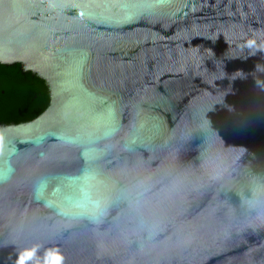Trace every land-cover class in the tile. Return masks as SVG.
I'll use <instances>...</instances> for the list:
<instances>
[{"label": "water", "instance_id": "1", "mask_svg": "<svg viewBox=\"0 0 264 264\" xmlns=\"http://www.w3.org/2000/svg\"><path fill=\"white\" fill-rule=\"evenodd\" d=\"M0 63L51 93L0 124V264H264V0H0Z\"/></svg>", "mask_w": 264, "mask_h": 264}, {"label": "trees", "instance_id": "2", "mask_svg": "<svg viewBox=\"0 0 264 264\" xmlns=\"http://www.w3.org/2000/svg\"><path fill=\"white\" fill-rule=\"evenodd\" d=\"M30 79L23 77L19 70L0 63V119H9L26 108V101L32 100L36 92L45 90L41 86H33L32 75Z\"/></svg>", "mask_w": 264, "mask_h": 264}, {"label": "flooded vegetation", "instance_id": "3", "mask_svg": "<svg viewBox=\"0 0 264 264\" xmlns=\"http://www.w3.org/2000/svg\"><path fill=\"white\" fill-rule=\"evenodd\" d=\"M8 67H11L13 70H19L22 74L23 77L29 78V76L32 75V84L33 86H41L45 92L44 94L42 92H36L35 96L32 100L26 101V108H21L19 114H15L11 116L9 119H0V124L6 123V124H11V123H22V122H28L39 115H41L50 105L51 103V93L49 86L47 85L46 81L40 77L36 73H32L30 71H27L24 67L23 64L21 63H15L13 65H5Z\"/></svg>", "mask_w": 264, "mask_h": 264}, {"label": "clouds", "instance_id": "4", "mask_svg": "<svg viewBox=\"0 0 264 264\" xmlns=\"http://www.w3.org/2000/svg\"><path fill=\"white\" fill-rule=\"evenodd\" d=\"M86 179L90 180V179H94V176H89ZM249 203H252V201H249Z\"/></svg>", "mask_w": 264, "mask_h": 264}]
</instances>
